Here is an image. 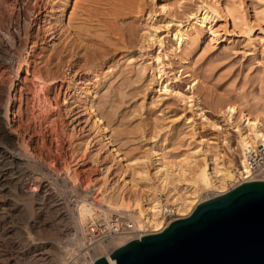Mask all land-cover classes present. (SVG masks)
<instances>
[{"label":"rangeland","instance_id":"rangeland-1","mask_svg":"<svg viewBox=\"0 0 264 264\" xmlns=\"http://www.w3.org/2000/svg\"><path fill=\"white\" fill-rule=\"evenodd\" d=\"M205 8L213 21L202 26L194 17ZM4 11L0 119L29 164L15 167L18 179L0 195V264L91 262H81L80 199L127 204L134 215L137 194L176 205L168 187L186 195L189 177L164 188L157 157L177 174L199 147L212 167H234L245 115L264 119V0H7ZM188 23L196 28L179 46L172 35Z\"/></svg>","mask_w":264,"mask_h":264},{"label":"water","instance_id":"water-1","mask_svg":"<svg viewBox=\"0 0 264 264\" xmlns=\"http://www.w3.org/2000/svg\"><path fill=\"white\" fill-rule=\"evenodd\" d=\"M81 264H264V179L201 200L160 230Z\"/></svg>","mask_w":264,"mask_h":264},{"label":"bare ground","instance_id":"bare-ground-1","mask_svg":"<svg viewBox=\"0 0 264 264\" xmlns=\"http://www.w3.org/2000/svg\"><path fill=\"white\" fill-rule=\"evenodd\" d=\"M5 3H7V0H0V13L2 16L5 15V11H4ZM204 11L205 12L201 18H199L198 16L194 17L196 19V22L200 23L202 26H206L205 22L207 21V18L212 19L207 14L209 9L205 8ZM62 12H64V9L62 10ZM212 21H213V19H212ZM179 26H180V28L172 36L174 37V39H177L179 46H182V44L184 45V41H186L189 32H191V30L193 28L195 29L196 26L194 24H191V23H188L186 25L179 24ZM212 34L214 36H216L215 32H212ZM17 36L18 35H14L13 38L15 39ZM5 46L3 47L4 53L9 55L12 51L10 48L5 47ZM5 67H6L5 60L3 61V58H2V59H0V71H1L0 74H2L4 72ZM159 72L161 73L160 68L158 69V73ZM159 77L162 78V75H160ZM164 89L168 90V86H165ZM90 93L88 91L86 97ZM8 94H7V96H8L7 97V103H8V98H9ZM6 105H8V104H6ZM2 106L3 105H0V113H1V109L3 108ZM7 109H8L7 110L8 113H9V108H7ZM236 111H237V108L235 106H232V105L228 106V112L230 114V117L234 113H236ZM3 115H4V117L2 116V118L0 119V195L4 194L3 192L5 191V188L7 187L5 185V182L7 180L18 179L19 176H17L18 173L16 174L15 167L18 168V165L20 166V164L26 165L28 163V159H29V158L26 159L27 157L26 158L24 157L25 155L23 154V151L21 150V148H19V147L18 148H10L8 146L10 144L6 143L7 142L6 141V134H7V132H10V130L9 131L7 130V128H9V127L5 123L6 116H5V114H3ZM245 116H246V122H247L246 123V130L243 131V129L237 128L238 133H239L238 145H239V148L241 150V157H240L239 163L234 165V167L223 166V165H220L218 163H216V166L212 167L209 160L206 158L207 153L205 151H203L201 153L202 154L201 155L200 154L201 149L199 147H197L195 150H193L191 153H189L187 155V157L184 158L180 162V164H179V172L180 173L177 172V174H174L173 173L174 171L171 169L174 166V163H172V162H170V161H168L162 157L156 158L158 161V165L156 166V173H159L161 175V177H160L161 181H162L161 185L164 188H166L167 185H170V182L168 181V179L172 176H173V178L177 179L178 181H181L184 179L186 180L187 176L189 177V179L186 180L187 181L186 183L188 186H190L191 191H190V193H185L186 195H180V193L175 191L174 186H172L171 188L168 187L170 192L174 191V193H172L170 196L176 202L177 206L175 205V207L177 209L178 214H180L181 216L188 214L194 208V206L198 203L197 202L198 200H196V197H195V196H197L196 194H197L198 190H200V189L202 190L205 188L206 189L214 188L216 190H219L220 192H224L225 190H227V187H226L227 184L225 186L226 181H228V180L233 181L232 179H234L235 175H240L242 177H245V176H248L250 174V171H249V168H248V165L246 162V158L244 155V150H245L246 146H248V145H256L259 142L264 143V119H263V117L261 118V117H257V116L255 118H252L249 114H246ZM6 121H8V120H6ZM94 125L98 128L99 134L102 135L103 139L101 141H104L105 137L109 138L107 135L108 128L104 124L102 118L99 117L98 115L95 116ZM10 142L13 143L12 141H10ZM202 142H204V140L201 138L199 143L201 144ZM13 145H15V144H13ZM197 155L202 156L201 159H198ZM24 159L27 160V162L24 161ZM4 160H6L5 163L1 164ZM215 168H217L216 171H214ZM215 172H216V174H214ZM144 174H148V171H146V173L144 171ZM246 180H256V179H245L244 181H246ZM8 184H9V182H8ZM11 184H13V183H11ZM6 193H7V191H6ZM135 199L136 200L133 203H135V206L138 209V213H139L138 215L133 214V217L136 220V225L138 227H141L142 229H145L147 231L146 233H148V231L153 232V231L160 230L163 227L162 216L159 212V208L162 205V203L160 201H158L157 199H154L152 202H150L148 199L144 200L143 195H141V194L135 195ZM125 204H123V205H125ZM128 206L126 204L123 208L124 209L130 208V205H128ZM77 209H78V217L76 218V225L75 226H77L76 231L78 233L80 232L82 234V232H83V230H82L83 226L82 225L88 216H94L98 211L103 212V214L106 216V215H109L112 211L120 210L121 208L117 209V208H114L112 206H109L106 209H102L101 207H97V206H94V205L88 203L85 199H80L78 204H77ZM146 225L149 226L151 229L149 230L148 228H146L145 227ZM120 235L121 234L112 235L107 240V242L96 244L95 249L97 248L99 252L95 258L90 259L91 262H93L100 255L106 256L107 254L112 252L113 249H115L116 247H118V246L124 244L125 242H127L128 240H130V238L127 239V236L125 237V236H120ZM125 238L127 239V241L125 240ZM81 239L83 240V236L80 238V240ZM77 240H78V238H77ZM82 243H84V241ZM82 243H80V244H82ZM105 252L107 253L106 255L104 254Z\"/></svg>","mask_w":264,"mask_h":264},{"label":"built area","instance_id":"built-area-1","mask_svg":"<svg viewBox=\"0 0 264 264\" xmlns=\"http://www.w3.org/2000/svg\"><path fill=\"white\" fill-rule=\"evenodd\" d=\"M246 162L250 171L248 176L237 175L228 188H232L245 179H264V143L248 145L244 150ZM162 216L163 227L173 219L181 216L178 214L175 204L162 201L159 208ZM162 227V228H163ZM147 231L136 225L131 210L112 211L109 215L88 216L83 226V241L86 250L83 252L84 261L90 260L94 255L95 245L106 242L112 235H129L130 239L140 237Z\"/></svg>","mask_w":264,"mask_h":264}]
</instances>
